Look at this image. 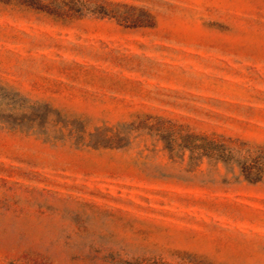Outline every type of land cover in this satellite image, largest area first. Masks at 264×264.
<instances>
[{
    "label": "rangeland",
    "instance_id": "1",
    "mask_svg": "<svg viewBox=\"0 0 264 264\" xmlns=\"http://www.w3.org/2000/svg\"><path fill=\"white\" fill-rule=\"evenodd\" d=\"M0 264H264V0H0Z\"/></svg>",
    "mask_w": 264,
    "mask_h": 264
}]
</instances>
